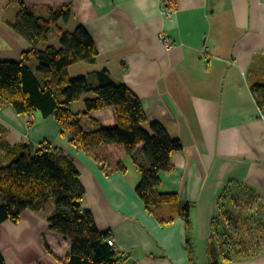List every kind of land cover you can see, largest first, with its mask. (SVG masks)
<instances>
[{
	"label": "crops",
	"instance_id": "crops-1",
	"mask_svg": "<svg viewBox=\"0 0 264 264\" xmlns=\"http://www.w3.org/2000/svg\"><path fill=\"white\" fill-rule=\"evenodd\" d=\"M20 3L38 17L70 8L71 22L58 26L69 31L83 26L99 53L94 64L71 66L70 75L108 70L116 84H126L140 99L149 121L161 122L183 144L171 158L172 170L160 175L159 192L194 205L190 232L181 218L161 222L178 212V203L152 214L138 196L141 173L132 157L144 160L143 145L132 156L119 144L81 151L61 135L54 117L37 113L28 125L10 105L0 108L12 145L48 143L75 162L86 189L83 208L102 233H111L120 264H210L214 242L244 247V258L229 264H264V93L252 89L264 86V0H176L171 15L161 0H0V61L20 62L30 50L11 27ZM59 41L54 29L40 48ZM73 108L82 113L83 99ZM82 122L88 130L113 127L116 114L108 108L82 116ZM118 164L127 171L115 170ZM54 211L50 204L40 214L26 211L19 224L1 225L0 240L12 243L14 258L2 253L7 264L67 259L69 239L49 230ZM29 251L35 252L32 258L26 257Z\"/></svg>",
	"mask_w": 264,
	"mask_h": 264
},
{
	"label": "trees",
	"instance_id": "trees-1",
	"mask_svg": "<svg viewBox=\"0 0 264 264\" xmlns=\"http://www.w3.org/2000/svg\"><path fill=\"white\" fill-rule=\"evenodd\" d=\"M19 6L11 27L29 42L30 50L20 62L0 61V108L10 105L27 118L37 113L42 119L54 117L61 126V135L68 136L70 144L81 151L119 144L132 156L143 145L144 160L132 157L141 173L136 187L138 196L152 214L162 205L178 203V212L161 218V222L168 224L181 218L190 232L194 205L182 203L178 194L159 192L160 175L172 170L171 158L182 152V142L172 138L161 122L149 121L140 99L126 84H116L108 70L79 77L70 75L71 66L94 64L99 56L93 38L83 26L74 31L58 26L60 21L71 22L70 8L50 9L49 16L38 17L25 4ZM167 9L175 11L176 0H171ZM54 29L60 36L59 45L41 49L40 43L47 41ZM32 60L37 62L36 67L30 64ZM252 89L264 93L263 85ZM87 94L94 97L84 100L82 113L75 112L74 105ZM108 108L115 111V126L92 130L84 126L82 116ZM7 137V129L0 124V226L5 222L19 224L26 211L40 214L53 204L49 230L67 237L71 243L70 255L62 264H120L116 248L109 245L111 233H102L93 214L83 208L86 189L75 162L48 143L12 145ZM115 168L127 171L123 164ZM186 249L194 262L195 250L189 236ZM209 253L210 264H229L246 254L242 246L215 242ZM0 264H7L1 252Z\"/></svg>",
	"mask_w": 264,
	"mask_h": 264
},
{
	"label": "rangeland",
	"instance_id": "rangeland-1",
	"mask_svg": "<svg viewBox=\"0 0 264 264\" xmlns=\"http://www.w3.org/2000/svg\"><path fill=\"white\" fill-rule=\"evenodd\" d=\"M87 95H90V94H87ZM83 103H84V98H83ZM28 119V125H32V122L34 121V117L33 115L30 117V118H27ZM7 129V128H6ZM8 131V129H7ZM8 134H9V131H8ZM7 139L9 140V138L7 137ZM10 142V141H9ZM23 144V143H22ZM3 228V226H0V230ZM11 239H9V241H4V240H0V252L3 253L8 259L9 261L11 260L10 259V256L11 258H14L12 256V251H11V248H12V243L10 242ZM32 245V244H31ZM45 245H46V242H45ZM30 247V246H29ZM18 249V248H17ZM16 253V252H14ZM13 253V254H14ZM33 253H35L34 251H29L28 253L26 252V257L28 258H32V255ZM32 264H39L38 261H35V262H32Z\"/></svg>",
	"mask_w": 264,
	"mask_h": 264
},
{
	"label": "built area",
	"instance_id": "built-area-1",
	"mask_svg": "<svg viewBox=\"0 0 264 264\" xmlns=\"http://www.w3.org/2000/svg\"><path fill=\"white\" fill-rule=\"evenodd\" d=\"M171 0H161L164 8L166 9V11L168 12L169 15L173 14L174 11L172 10H168L167 6L170 3ZM160 41L162 42V44L166 47V48H170L171 47V43L170 40L168 38H166L165 36H161L160 35ZM260 115H261V119L264 123V106L260 107ZM109 245L116 248V243L115 240L113 238L109 239ZM136 264H141V263H136Z\"/></svg>",
	"mask_w": 264,
	"mask_h": 264
},
{
	"label": "bare ground",
	"instance_id": "bare-ground-1",
	"mask_svg": "<svg viewBox=\"0 0 264 264\" xmlns=\"http://www.w3.org/2000/svg\"><path fill=\"white\" fill-rule=\"evenodd\" d=\"M13 227H14V226H13ZM14 229L19 230L20 228H15V227H14Z\"/></svg>",
	"mask_w": 264,
	"mask_h": 264
}]
</instances>
